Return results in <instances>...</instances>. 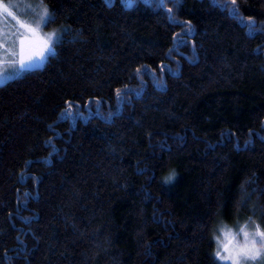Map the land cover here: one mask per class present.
<instances>
[{
  "label": "trees",
  "instance_id": "trees-1",
  "mask_svg": "<svg viewBox=\"0 0 264 264\" xmlns=\"http://www.w3.org/2000/svg\"><path fill=\"white\" fill-rule=\"evenodd\" d=\"M41 1L60 43L0 85V264H219V224L264 230V0Z\"/></svg>",
  "mask_w": 264,
  "mask_h": 264
},
{
  "label": "rangeland",
  "instance_id": "rangeland-1",
  "mask_svg": "<svg viewBox=\"0 0 264 264\" xmlns=\"http://www.w3.org/2000/svg\"><path fill=\"white\" fill-rule=\"evenodd\" d=\"M0 85L6 83L9 80L18 78V76L29 72L33 69H40L44 66L46 61L51 57L48 56L42 62L37 60L36 63L31 67H26L24 69L20 68L18 63L20 59V46L14 44V40L17 39V34L26 32L24 28H21V24H29L33 27L40 21V17L43 15V9L46 6L41 0H0ZM47 9V8H46ZM48 10V9H47ZM49 19L51 18L50 12ZM56 33L58 37L54 48L58 43H60L61 37L64 32V28H59L52 25L51 20L48 24H41L39 28L36 29L35 37H32L31 33H26L29 40H26L23 47V55L25 59L39 52L43 47V39L50 33ZM7 49V51L5 50ZM55 51V50H54ZM14 53V54H13ZM53 55V54H52ZM246 223V222H245ZM257 224L248 222V224H238L235 226H228V224H219V227L215 231L216 245L218 251H221L222 256H235L239 248L243 244V235L239 234L241 228H245V231L250 234L256 229ZM261 229V228H260ZM223 233H228L229 237L235 235V239L232 243L228 244V240L225 238ZM257 239H259L257 237ZM239 241V243H237ZM228 244V250L224 251L221 245ZM219 264H232L231 260H221L216 257ZM264 259V250H262V257L256 261H247L246 264H261V260Z\"/></svg>",
  "mask_w": 264,
  "mask_h": 264
},
{
  "label": "snow or ice",
  "instance_id": "snow-or-ice-1",
  "mask_svg": "<svg viewBox=\"0 0 264 264\" xmlns=\"http://www.w3.org/2000/svg\"><path fill=\"white\" fill-rule=\"evenodd\" d=\"M235 2V0H233ZM0 7H3V5H0ZM232 13H236V9H232ZM50 22L49 19V13L46 8L43 9V15L40 17V21L36 24L35 27L29 24H21L20 27L24 28L26 32L18 33L17 39L14 40V44H18L20 46V59L18 61L20 68L24 69L26 67L33 66L37 60L43 61L48 56L54 54V46L58 39L56 36V33H50L43 39L44 47L37 53H34L33 55L28 56L26 59L23 55V47L26 40H29L31 37H29L26 33H31L32 37H35L36 35V29L41 26V24H48ZM7 51V49H5ZM14 54V53H13ZM225 235V238L228 240V244L232 243V240H234L236 237L235 235L229 237L228 233H223ZM239 234L243 235V244L237 251L235 256H222L221 251L216 252V257L221 260H231L232 264H246L247 261H256L258 259H261L262 257V250H264V230L260 229V226L257 225L256 229L253 233H249L245 231V228H241L239 230ZM257 237L259 239H257ZM239 243V241H237ZM228 244L221 245L222 250L227 251L228 250ZM261 264H264V259L261 260Z\"/></svg>",
  "mask_w": 264,
  "mask_h": 264
}]
</instances>
